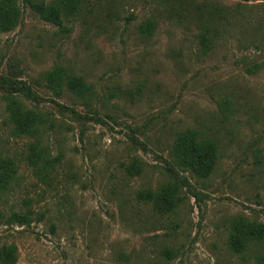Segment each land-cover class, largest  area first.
Masks as SVG:
<instances>
[{
  "label": "rangeland",
  "instance_id": "obj_1",
  "mask_svg": "<svg viewBox=\"0 0 264 264\" xmlns=\"http://www.w3.org/2000/svg\"><path fill=\"white\" fill-rule=\"evenodd\" d=\"M90 1L65 22L66 32L23 7L22 22L0 33V76L44 92L41 74L61 66L93 86L89 107L80 100L74 107L117 122L88 121L82 135V126L54 112L41 145L56 163L40 178L24 161L33 140L12 136L0 91V152L18 167L0 199V245L16 247V264H253L231 255L226 239L234 216L264 222V68L250 75L237 63L262 60L264 2ZM238 4L247 21L202 55L196 6L231 15ZM150 19L152 34L140 35ZM39 108L55 111L50 99ZM185 129L217 143L218 163L208 179L185 174L199 196L185 190L176 211L162 216L136 193L166 182L165 160ZM132 156L143 167L136 177L122 168ZM12 213L29 214L30 223L6 224Z\"/></svg>",
  "mask_w": 264,
  "mask_h": 264
},
{
  "label": "trees",
  "instance_id": "obj_2",
  "mask_svg": "<svg viewBox=\"0 0 264 264\" xmlns=\"http://www.w3.org/2000/svg\"><path fill=\"white\" fill-rule=\"evenodd\" d=\"M251 1V0H245ZM264 2V0H259ZM83 2L90 0H0V33L13 31L23 18V7L39 16L44 22L58 27L61 31H68L65 22L71 21L83 12ZM106 2H112L107 0ZM196 27L198 30V46L202 55L213 53L219 45L222 32L239 28L247 21L244 16L245 6L238 4L233 14L212 12L209 7H197ZM156 27L155 20L150 19L139 26V34L150 36ZM258 31L261 29L258 28ZM260 41L253 42L258 48ZM247 74L254 75L264 68V55L261 61L249 60L242 57L237 60ZM45 91L41 92L31 82L16 80L11 77L0 76V91L4 93L5 110L8 122L11 125V134L15 138H29L33 141L27 146L24 161L32 172L40 178H45L52 172L56 163L50 158L48 150L41 145L42 138L54 126L53 114L61 117L67 116L72 122L82 126L81 134H85L83 126L88 121L104 123L105 119L117 124L115 118L109 114L101 115L97 110L85 113L79 112L74 106L80 100L84 106L89 107L94 96L93 86L84 78L71 73L61 66H54L43 72L39 82ZM68 97L72 103L67 105L57 102L58 99ZM50 99L55 111L41 110L39 104ZM130 128V127H129ZM131 141L135 147L145 149V143L132 136ZM219 159L217 143L203 137L199 132L185 129L175 135L169 150L168 159L165 160L164 171L166 182L155 188H142L137 191V201L149 205L159 215H167L176 211L183 200L182 194L186 190L196 197L189 178L208 179L214 172ZM123 171L130 177L139 176L143 167L138 156H132L127 163L122 164ZM18 167L12 158L0 152V199L17 178ZM0 218L2 214L0 212ZM29 214L12 213L5 220L6 224L15 223L25 225L30 223ZM226 247L233 256L248 260L252 258L253 264H264V222L253 220L247 216H234L229 220ZM253 254L250 256L251 250ZM256 250V252H255ZM17 249L13 244L0 245V264H16Z\"/></svg>",
  "mask_w": 264,
  "mask_h": 264
}]
</instances>
